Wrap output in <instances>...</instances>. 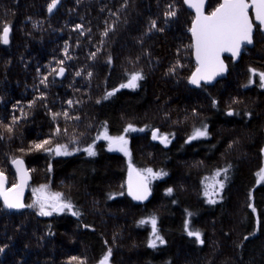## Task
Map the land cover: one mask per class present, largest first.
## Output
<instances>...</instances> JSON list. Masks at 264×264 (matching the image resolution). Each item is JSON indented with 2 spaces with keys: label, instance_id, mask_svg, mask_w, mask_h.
I'll return each instance as SVG.
<instances>
[{
  "label": "trees",
  "instance_id": "trees-1",
  "mask_svg": "<svg viewBox=\"0 0 264 264\" xmlns=\"http://www.w3.org/2000/svg\"><path fill=\"white\" fill-rule=\"evenodd\" d=\"M221 1L207 0L205 12ZM50 2L0 0V36L10 28L0 42V170L8 186L17 183L13 159L30 171L26 206L0 201V264H100L108 249L109 264H264L259 27L238 61L225 58V78L197 87L185 0H60L49 13ZM137 72L135 89L120 87ZM130 124L144 131L125 132ZM205 126L206 137L190 139ZM105 130L125 136L129 155L108 150ZM58 145L71 154L57 155ZM129 165L167 173L149 179L147 201L127 194ZM218 171L224 187L209 203L204 183ZM43 185L79 214L40 215L34 190ZM153 217L164 240L154 248L151 223H140Z\"/></svg>",
  "mask_w": 264,
  "mask_h": 264
},
{
  "label": "snow or ice",
  "instance_id": "snow-or-ice-1",
  "mask_svg": "<svg viewBox=\"0 0 264 264\" xmlns=\"http://www.w3.org/2000/svg\"><path fill=\"white\" fill-rule=\"evenodd\" d=\"M60 3V0H51L48 5L47 11L52 13L53 10ZM185 3L189 7L194 8L196 11V17L192 23L189 31L192 34L193 45L195 49V57L197 62V67L195 72L190 77L189 82L197 87L200 86V81L211 82L217 75H221L226 71L224 62L221 60V53L229 52L233 57H237L240 54L241 48L243 45H251L253 43V32L254 28L258 25L261 30H264V0H223L211 13H204V4L205 0H185ZM171 7V6H170ZM249 9L253 10L254 19L256 24L253 23V19L250 18ZM175 11H170L168 16H175ZM153 27H155V21L152 22ZM80 26L78 25L77 28ZM3 35L0 36V42L8 44L9 42V32L10 28L5 25L3 27ZM107 31L103 35L107 36ZM95 54H93L94 56ZM62 63V62H61ZM174 70V69H173ZM53 71H56L53 69ZM64 69H59V75H63ZM255 74V73H254ZM77 76L80 75L79 72L76 73ZM91 76V73H88ZM261 85L264 86V73L259 74ZM143 79L140 73H134L131 75L130 79L126 84H122L121 88H131L135 89L139 80ZM47 77H44L41 83H45ZM118 91V89H117ZM114 93L109 92L108 96L113 95ZM41 99L43 97H40ZM35 103V101H33ZM68 104L71 106L72 101H68ZM29 107H32L30 104ZM232 115V112L228 113ZM60 113H55L53 119L56 116H59ZM68 118V113L63 114ZM15 121V118H13ZM11 131V128L8 129ZM57 133L60 131L57 128ZM128 131H144V129H136L131 124L125 129V132ZM207 127L201 129H195L191 140L197 139L198 137H206ZM108 140L109 151H122L125 155H129L127 151L128 141L125 139V136H109L107 131L103 133L102 137ZM152 138L157 139L158 134L156 131L152 133ZM161 143L167 144L168 137L160 136ZM49 140H45L43 143L35 144L34 148L37 150L43 149L44 145L50 144ZM48 150V149H45ZM57 155H70L71 153L67 150L66 145H58L54 149ZM84 151L90 156H94L95 152L93 147L89 146L85 148ZM12 163L16 166L17 174L19 175L20 182L14 184L12 188H5L7 183V177L4 175L3 171L0 170V198L3 199L4 206L9 209H20L25 207L21 202V197L23 194L24 188L28 183V172L23 167V161L20 159H13ZM130 167L129 179H128V194L136 200L146 199L149 194L148 183L149 178L155 179L159 178L161 175H166L167 173H153L152 169H146L144 172H137L135 169ZM225 173L227 169L224 170ZM220 172L216 173V176H219ZM258 181H264V168H262L257 173ZM226 178V177H225ZM218 184L220 189H223L224 184L222 182L216 181L213 179L212 187ZM47 192V185H43L38 189L34 190L36 194L35 204L39 206L40 215H51L53 212H63L68 210L72 212L73 215H78L79 213L73 211V205L70 201H66L62 198L61 193L57 192L54 194H45ZM172 189H168V194H171ZM205 195H209L206 191ZM209 203H216L215 200L209 199ZM34 205L30 204L27 207H33ZM255 211V209H253ZM141 224L151 223L152 226V236L154 239L150 240L149 247H156V242L159 241L161 244L164 243V240L159 236L155 217L151 218L150 221L141 220ZM189 236H194L196 240L200 241L201 234L199 231H189ZM202 243V241H200ZM3 251V248H0V252ZM111 256V249H108L107 253L100 260V264H109V259ZM81 264H84L82 261Z\"/></svg>",
  "mask_w": 264,
  "mask_h": 264
},
{
  "label": "water",
  "instance_id": "water-1",
  "mask_svg": "<svg viewBox=\"0 0 264 264\" xmlns=\"http://www.w3.org/2000/svg\"><path fill=\"white\" fill-rule=\"evenodd\" d=\"M206 1L207 0H205V4H204V9H205V5H206ZM223 2V0L221 1V3ZM187 5V7L189 8V10H191V11H193L194 12V14H195V16H194V18H193V20H192V23H193V21H194V19H195V17H196V11H195V9L194 8H191V7H189L188 6V4H186ZM218 6V5H217ZM204 13L207 15V14H209V13H206L205 12V10H204ZM249 15H250V18H252L253 19V23L254 24H256V22H255V19H254V14H253V10L252 9H250V11H249ZM192 26V25H191ZM258 26V25H257ZM259 27V26H258ZM259 29H260V27H259ZM254 32H255V28H254ZM254 32H253V34H254ZM260 32H261V34H263L264 35V30H261L260 29ZM10 33V32H9ZM191 33V32H190ZM191 37H192V34H191ZM192 43H194V41H193V38H192ZM251 45H247V44H245V45H243L242 46V48H241V51H240V54H239V56H237V57H233L232 56V54L231 53H229V52H223V53H221V60L224 62V65H225V68H226V71L223 73V74H221V75H217L211 82H205V81H200V83L201 84H205V85H209L210 83H213V82H215V81H219V80H221L222 78H225L226 76H227V72H228V64H226V62H225V58H232L234 61H238L239 59H240V57H241V55H242V51H243V49L244 48H246V47H250ZM192 51H193V54H194V61H195V64L197 65V62H196V57H195V49H194V47L192 48ZM195 70H196V68H195ZM195 70L192 72V74L195 72ZM192 74L190 75V77L192 76ZM63 75H64V73H63ZM63 75H59V77L61 78V77H63ZM191 84V83H190ZM193 85V84H192ZM154 131H156V130H154ZM153 131V132H154ZM152 140L153 141H155V142H159V143H161V141H160V138L158 137L157 139H153L152 138ZM164 146H166V144L165 143H162ZM16 159H20V160H22L21 158H19V157H17ZM23 161V167H24V169L28 172V176H29V179H28V183H27V186L24 188V190H23V194H22V197H21V202L26 206V203H25V201H26V198H27V196H28V187H29V185H30V171H28L27 170V168H26V164H25V162H24V160H22ZM12 168H13V170L15 171V174H16V184H18L19 182H20V178H19V175L17 174V171H16V166L12 163ZM132 169H134L133 167H131ZM129 172H130V167H129V169H128V172H127V181H126V188H127V194H128V179H129ZM13 186H8V182L5 184V188L7 189V188H12ZM148 189H149V194H148V196H147V198L146 199H143V200H136V199H133V197L131 196V195H129V197L130 198H132L135 202H137V203H139V202H144V201H147L148 199H150V195H151V189H150V187H148ZM0 201H1V203L3 204V206H4V203H3V199L2 198H0ZM4 208L5 209H7V210H20V209H22V208H20V209H9V208H7V207H5L4 206ZM24 208V207H23Z\"/></svg>",
  "mask_w": 264,
  "mask_h": 264
},
{
  "label": "rangeland",
  "instance_id": "rangeland-1",
  "mask_svg": "<svg viewBox=\"0 0 264 264\" xmlns=\"http://www.w3.org/2000/svg\"><path fill=\"white\" fill-rule=\"evenodd\" d=\"M102 137V135H101ZM107 140V139H106ZM108 142V140H107ZM109 145V144H108ZM127 147V146H126ZM115 152V150L113 151ZM118 152H122V151H118ZM124 153V152H122ZM215 178L216 181L222 182V180H220L219 176H216V174H214V176L209 177L205 180V191L204 193L207 191L209 193V195H207V199H211L214 200L215 196L217 195V193L219 192L220 188L219 185L216 184L215 187H212L213 185V179ZM150 180H154L152 178H149Z\"/></svg>",
  "mask_w": 264,
  "mask_h": 264
},
{
  "label": "flooded vegetation",
  "instance_id": "flooded-vegetation-1",
  "mask_svg": "<svg viewBox=\"0 0 264 264\" xmlns=\"http://www.w3.org/2000/svg\"><path fill=\"white\" fill-rule=\"evenodd\" d=\"M230 59V58H229ZM210 85V84H209Z\"/></svg>",
  "mask_w": 264,
  "mask_h": 264
}]
</instances>
